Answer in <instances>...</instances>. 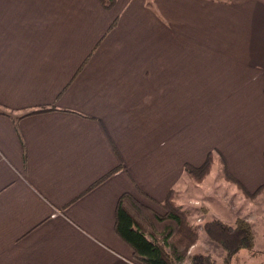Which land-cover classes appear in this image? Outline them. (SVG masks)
Segmentation results:
<instances>
[{"label":"crops","instance_id":"1","mask_svg":"<svg viewBox=\"0 0 264 264\" xmlns=\"http://www.w3.org/2000/svg\"><path fill=\"white\" fill-rule=\"evenodd\" d=\"M0 107V264H136L123 192L263 181L264 0H0Z\"/></svg>","mask_w":264,"mask_h":264},{"label":"trees","instance_id":"2","mask_svg":"<svg viewBox=\"0 0 264 264\" xmlns=\"http://www.w3.org/2000/svg\"><path fill=\"white\" fill-rule=\"evenodd\" d=\"M101 2L104 7L110 8L115 0H101ZM52 109L54 108L50 106L32 108L21 115ZM8 111L12 109L0 107V113L9 114ZM213 153L216 152L210 151L204 163L199 166L186 163L183 173L197 176L206 169L210 155ZM229 178L233 177L229 175ZM235 182L238 183L236 180ZM238 184L245 194L253 195L246 192L240 183ZM262 187L264 183L256 191ZM173 190L171 189L165 199L159 203L165 211L163 214L142 203L129 192H123L118 197L114 230L131 247L136 264H180L186 249L196 241L199 230L189 223L186 211L174 202ZM203 228L207 236L224 250L225 255L221 264H229L240 248H250L255 244L250 224L241 218L232 224L217 219L210 220L204 223ZM188 259L187 264H219L209 254H195Z\"/></svg>","mask_w":264,"mask_h":264},{"label":"rangeland","instance_id":"3","mask_svg":"<svg viewBox=\"0 0 264 264\" xmlns=\"http://www.w3.org/2000/svg\"><path fill=\"white\" fill-rule=\"evenodd\" d=\"M148 4L151 6V2ZM214 151L216 153L210 155V161L203 172L197 176L183 173L173 188L174 202L186 211L189 223L199 230L196 241L186 249L180 264H187L188 257L195 254H209L221 264L225 252L207 236L203 225L214 219L232 224L240 218L250 224L255 244L250 248H240L229 264H264V187L256 191L264 183V177L262 183L254 189H248L235 178L222 153L217 149ZM229 175L253 195L245 194ZM159 206L152 205V208L163 214L165 211Z\"/></svg>","mask_w":264,"mask_h":264}]
</instances>
